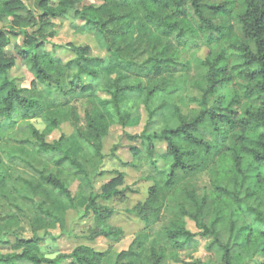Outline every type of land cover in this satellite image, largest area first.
I'll list each match as a JSON object with an SVG mask.
<instances>
[{
	"label": "trees",
	"instance_id": "16d2710c",
	"mask_svg": "<svg viewBox=\"0 0 264 264\" xmlns=\"http://www.w3.org/2000/svg\"><path fill=\"white\" fill-rule=\"evenodd\" d=\"M81 1L35 0L36 13L22 0H0V23L8 21L5 30L0 29V119L7 121L0 123V146L3 125L9 124L15 115L26 120L46 109L41 115L44 116L46 134L58 129L59 122L70 120L74 133L68 137L60 135L52 143H46L44 135L31 128L32 136L37 141L38 153L47 155L55 166L65 169L66 164L70 165L67 172L79 181V196L85 198L87 209H92L98 218L100 207L97 201L120 194L117 187L122 184L121 176L101 185L100 194H94L86 161L82 162L77 156L84 153L85 148L98 157L101 155L106 121L126 127L131 120H136L131 118L132 114L122 112V104L130 96H141L147 107L154 95L162 90V80L175 71L181 54L171 45L170 39L179 43L188 35H201L207 44L212 43L218 49L213 58L200 62L205 72L199 74L194 85L202 94L200 100L192 99L199 102L200 109L184 116L175 108L174 122L168 119L172 124L166 123L151 138L144 135L130 137L142 139L148 145L150 159L153 155L152 139L163 140L166 157L170 159L167 171L156 170V163H152L156 184L149 190L145 204L164 192L169 195L173 189L177 191L175 179L178 172L191 174L206 167V155L212 146L203 133L204 122L207 117L213 123L218 120L226 122L237 133L232 147L225 150L227 154L220 156V180L212 185L211 198L206 193L197 194L196 186L181 187L178 194L183 203L178 206L183 220L166 228L162 242L171 249L172 259L177 263L264 264V0H242L245 5L243 13H235L232 0L211 4L208 6L209 16L202 12L203 0H99L98 6H82ZM184 9H187L185 16L181 14ZM70 11L72 20L82 24L83 32L98 38L106 53L105 59L91 56L88 46L67 44L73 58L62 63L46 50L48 39L53 35L48 29L54 28L55 19H66ZM234 19L241 25L245 42L235 35ZM134 29L141 35L138 44L145 46L147 54L142 52L145 59L140 62L136 61L140 54L133 48L134 44H118L109 38L110 34L119 37L132 33ZM18 38L21 44L14 42L12 50L32 71L33 89L17 88L9 78L14 56L7 47L11 40ZM226 48L240 53L242 65L229 69L225 64ZM234 71L238 78L249 84L244 94L247 103L239 115L221 111L227 96L226 85L231 82V72ZM61 78L67 81L66 85L62 84ZM38 84L45 85L50 91L54 88L53 92L60 96L82 99V115L74 104L63 108L67 109L65 112L54 109L48 102L43 104L40 92L38 96L34 94ZM210 100L215 101L212 110L207 108ZM152 114L150 111L149 117ZM35 173L50 194L73 206L74 197L61 175ZM162 178H166L163 183ZM22 181L24 186H30L26 180ZM49 193L46 191L45 195L50 197ZM187 205L192 211H188ZM37 208L42 214L38 211L35 220L40 224L39 228L49 226L52 224L49 222L56 219L42 210L40 204ZM105 212L110 211L105 209ZM185 220L193 222L199 233L188 231ZM47 222L49 225H45ZM97 235L115 237L117 232L98 231L91 238ZM196 236L208 242L211 240L207 250L219 256L217 263L179 260V252L187 250ZM11 250V253H0V264L18 261L58 264L64 259L63 256L53 260L41 256L35 236L30 239L15 236ZM155 251V247L149 248L146 264H161L165 259L164 248L158 253ZM93 256L96 255L87 248H78L70 255L76 264H97L98 260Z\"/></svg>",
	"mask_w": 264,
	"mask_h": 264
},
{
	"label": "rangeland",
	"instance_id": "374dc122",
	"mask_svg": "<svg viewBox=\"0 0 264 264\" xmlns=\"http://www.w3.org/2000/svg\"><path fill=\"white\" fill-rule=\"evenodd\" d=\"M27 7L38 12L34 6L35 0H22ZM231 1V0H230ZM202 12L204 16H209L208 6L211 4H220L225 0H203ZM235 13H243L245 5L242 0H232ZM100 4L99 0H82L81 5ZM66 19H55L53 35L46 44V50L51 51L53 56L65 63L73 58V54L67 48V44L74 46H88L91 56L106 58V53L102 49L100 41L93 34L83 32L82 24L75 22L70 16L72 11L68 12ZM187 14V9L181 13ZM217 21V20H216ZM235 35L244 41L241 33V25L236 19L233 20ZM8 21L3 20L0 23V29L5 30ZM35 27V26H33ZM32 29V28H29ZM28 29V30H29ZM141 35L136 30L123 36L109 35L113 42L118 44H134L133 48L139 53L136 61L145 59V46L138 44ZM14 42L21 44V39L11 40L7 51L14 56V67L9 72V78L14 81L17 88L30 89L34 75L29 66L13 50ZM170 43L176 49L181 51L179 64L173 73L166 75L162 80L161 91L157 92L150 104L146 107L141 96H130L122 104L124 114H132L131 118H136L125 127L117 122L106 121V131L102 139V150L100 156H96L88 148L84 153L77 156L82 162L86 161L88 167L90 185L93 186L94 194H100L101 185L112 179L121 176L122 184L117 187L120 192L109 200H98L100 209L97 211L100 215L93 213L92 209H87L84 197L79 196V181L69 172V164L65 169H60L48 159L47 155L40 154L37 151V141L32 136L31 128L44 135L46 143H52L60 135L66 137L74 133V127L70 120L59 122V127L52 133L46 134V124L44 116H32L29 119H23L20 115L13 116V120L7 125H3L2 143L0 146V253L6 254L13 252L11 246L15 241V236L22 239H30L35 236L38 239L40 254L46 259L53 260L57 256H63L58 264H76L70 255L78 248H87L91 254L98 260L97 264L128 263L146 264L148 262L147 251L155 247V252L164 248L166 257L161 264H182L172 259V251L166 248L162 242V235L166 228L173 222L182 221L179 203L181 197L178 190L191 185L197 187V194L206 193L211 198L213 184L220 180V156L227 154V148L232 147L234 136L237 131L230 128L224 121L212 122L209 117L204 122L203 133L212 146L208 155L205 168H201L194 173H177L175 179V188L168 195L164 192L145 204L149 199V190L156 184L153 179L154 171L152 163H156V170L167 171L170 159L166 157V144L163 140L152 139L153 155L149 158L147 144L142 139H131L130 137L144 135L150 138L155 132H159L166 123L172 119L174 122V111L178 108L184 116L192 115L194 111L200 109L199 102L192 101L193 98L200 100L201 92L196 88L194 82L199 74L205 72V67L200 62L206 58H213L217 47L207 44L201 35L186 36L179 43L173 38ZM184 45L185 48L183 47ZM226 47V46H225ZM252 47V45H251ZM145 49V50H144ZM142 52L145 54H142ZM225 64L229 69L234 66L242 65L243 59L240 53L226 48ZM236 71L231 72L232 80L227 83L225 89V101L222 105V112L239 115L242 112L243 105L247 103L244 99L245 88L249 85L243 78L236 76ZM62 79V84L67 81ZM36 88V87H35ZM37 92L42 95L40 99L43 104H52L54 109H63L66 106L73 105L77 107L82 115V99L63 97L56 94L54 88L50 89L45 85H37ZM238 99V102H235ZM49 100V101H48ZM214 100L207 102V108L212 110ZM213 110H215L213 108ZM152 111V117L149 112ZM217 112V111H216ZM5 119H0L1 124H5ZM82 126V124H79ZM251 137V136H250ZM135 151H137L135 155ZM222 155V156H223ZM44 172L61 175L66 183L69 192L74 197L73 206L65 199L57 198L50 194L47 187L40 181L35 172ZM166 178H162V183ZM26 180L30 186H24ZM161 183V184H162ZM46 191L50 194L47 197ZM47 213L52 214L56 219L47 227H40L35 222L38 217V205ZM188 211H192L187 205ZM109 210V213L105 212ZM41 214V212L39 211ZM42 215V214H41ZM145 217V218H144ZM59 220V221H57ZM188 231L199 233L193 222L185 220ZM35 228V232H32ZM110 230L117 232V236L104 237L93 236L95 232ZM211 240H209L210 242ZM209 242L205 238L196 236L195 241L187 250L179 252V260L182 262H192L199 260L203 263H217L219 256L212 251H208ZM14 264H28L25 261H18Z\"/></svg>",
	"mask_w": 264,
	"mask_h": 264
}]
</instances>
